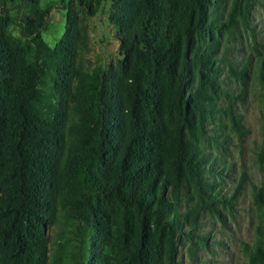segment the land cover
<instances>
[{
  "label": "trees",
  "instance_id": "obj_1",
  "mask_svg": "<svg viewBox=\"0 0 264 264\" xmlns=\"http://www.w3.org/2000/svg\"><path fill=\"white\" fill-rule=\"evenodd\" d=\"M125 1L128 81L86 72L61 42L50 99L46 68L0 24V264H50L46 228L60 219L85 249L81 264H178L176 246L203 214L220 218L232 203L206 180L207 144L223 140L205 126L220 114L243 133L235 103L244 88H223L221 75L244 81L248 62L232 55L258 0ZM258 73L264 84L263 56ZM259 159L264 171V144ZM254 196L264 208V188ZM102 202L119 208L116 221ZM257 235L244 247L249 264H264V226Z\"/></svg>",
  "mask_w": 264,
  "mask_h": 264
},
{
  "label": "rangeland",
  "instance_id": "obj_2",
  "mask_svg": "<svg viewBox=\"0 0 264 264\" xmlns=\"http://www.w3.org/2000/svg\"><path fill=\"white\" fill-rule=\"evenodd\" d=\"M126 7L125 0H39L32 7L20 1L6 5L0 1V24L17 45L25 47L29 59L46 68L48 77L41 89L50 99L60 85L55 70L61 65V42L72 45L77 63L86 72H106L119 76L123 83L128 81L134 61L122 47L121 21ZM249 20L252 30L240 31L232 55L239 65L248 62L244 81L221 75L223 88L234 94L244 88L242 101L235 103L243 133L235 132L228 118L220 114L205 126L207 134L223 140L217 149L207 144L208 160L213 164L206 180L213 194L221 199L231 197L232 203L227 207L221 204L220 218L203 214L193 237L184 236L177 244L178 264H249L244 247L258 243L257 228L264 226V208L256 205L254 196L256 189L264 188L259 159L264 144V84L258 77L259 57H264V0L253 5ZM34 38L38 40L34 42ZM221 104L225 105L224 101ZM101 206L116 221L119 208L109 202ZM181 210L185 212V207ZM73 223L85 226L81 221ZM71 224L60 219L46 228L50 264H81L85 249L76 241ZM115 230L121 229L117 226Z\"/></svg>",
  "mask_w": 264,
  "mask_h": 264
}]
</instances>
